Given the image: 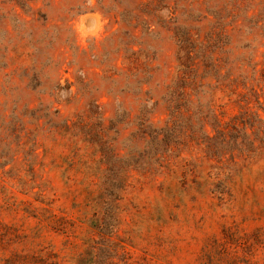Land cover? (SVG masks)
<instances>
[{
  "label": "rangeland",
  "instance_id": "rangeland-1",
  "mask_svg": "<svg viewBox=\"0 0 264 264\" xmlns=\"http://www.w3.org/2000/svg\"><path fill=\"white\" fill-rule=\"evenodd\" d=\"M0 264H264V0H0Z\"/></svg>",
  "mask_w": 264,
  "mask_h": 264
}]
</instances>
